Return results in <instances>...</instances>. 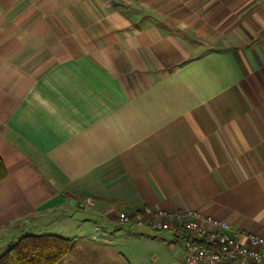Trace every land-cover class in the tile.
<instances>
[{"label":"crops","instance_id":"1","mask_svg":"<svg viewBox=\"0 0 264 264\" xmlns=\"http://www.w3.org/2000/svg\"><path fill=\"white\" fill-rule=\"evenodd\" d=\"M0 157V257L179 264L185 232L119 220L145 206L264 234V0H0Z\"/></svg>","mask_w":264,"mask_h":264},{"label":"built area","instance_id":"2","mask_svg":"<svg viewBox=\"0 0 264 264\" xmlns=\"http://www.w3.org/2000/svg\"><path fill=\"white\" fill-rule=\"evenodd\" d=\"M118 217L127 225L185 232L189 237L179 264H264V234L234 230L228 219L197 208L145 206L120 211Z\"/></svg>","mask_w":264,"mask_h":264},{"label":"trees","instance_id":"3","mask_svg":"<svg viewBox=\"0 0 264 264\" xmlns=\"http://www.w3.org/2000/svg\"><path fill=\"white\" fill-rule=\"evenodd\" d=\"M7 169L0 157V181ZM75 246V240L57 234H29L11 246L1 257L0 264H57Z\"/></svg>","mask_w":264,"mask_h":264}]
</instances>
